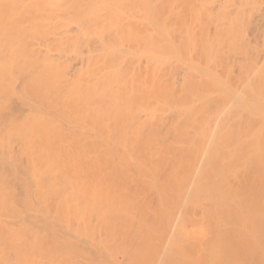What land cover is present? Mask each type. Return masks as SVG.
I'll list each match as a JSON object with an SVG mask.
<instances>
[{
	"label": "bare ground",
	"instance_id": "6f19581e",
	"mask_svg": "<svg viewBox=\"0 0 264 264\" xmlns=\"http://www.w3.org/2000/svg\"><path fill=\"white\" fill-rule=\"evenodd\" d=\"M0 264H264V0H0Z\"/></svg>",
	"mask_w": 264,
	"mask_h": 264
}]
</instances>
